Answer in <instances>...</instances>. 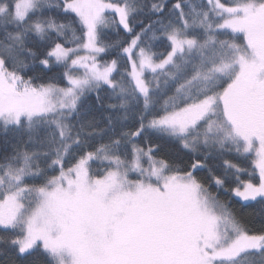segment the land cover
Returning a JSON list of instances; mask_svg holds the SVG:
<instances>
[{
	"label": "snow or ice",
	"instance_id": "1",
	"mask_svg": "<svg viewBox=\"0 0 264 264\" xmlns=\"http://www.w3.org/2000/svg\"><path fill=\"white\" fill-rule=\"evenodd\" d=\"M0 264H264V0H0Z\"/></svg>",
	"mask_w": 264,
	"mask_h": 264
},
{
	"label": "trees",
	"instance_id": "2",
	"mask_svg": "<svg viewBox=\"0 0 264 264\" xmlns=\"http://www.w3.org/2000/svg\"><path fill=\"white\" fill-rule=\"evenodd\" d=\"M137 30H138V29H137ZM70 46H71V45H70ZM154 50H156V51H161V52H162V51H164V48H163L162 45L157 44V46H156V48H155ZM104 58L107 59L108 57H104ZM129 70H130V65H129ZM250 161H251V158L243 161L244 166H245V167H248L249 169H251V167H252ZM198 175L203 176L204 173L201 172V173H199ZM243 178H246V177H243ZM221 197L224 198L223 193H221ZM237 207H238V205H237ZM253 212H254V210L251 209V208L246 209V210H245V216H246V218L249 219V220L253 219V215H252Z\"/></svg>",
	"mask_w": 264,
	"mask_h": 264
},
{
	"label": "rangeland",
	"instance_id": "3",
	"mask_svg": "<svg viewBox=\"0 0 264 264\" xmlns=\"http://www.w3.org/2000/svg\"><path fill=\"white\" fill-rule=\"evenodd\" d=\"M81 54H83V53H81Z\"/></svg>",
	"mask_w": 264,
	"mask_h": 264
}]
</instances>
